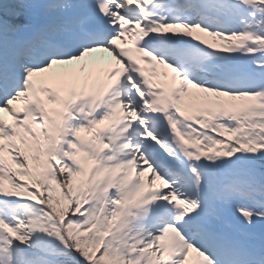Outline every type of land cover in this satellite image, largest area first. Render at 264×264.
Here are the masks:
<instances>
[{"label":"snow or ice","instance_id":"1","mask_svg":"<svg viewBox=\"0 0 264 264\" xmlns=\"http://www.w3.org/2000/svg\"><path fill=\"white\" fill-rule=\"evenodd\" d=\"M190 253L264 264V0H0V264Z\"/></svg>","mask_w":264,"mask_h":264},{"label":"bare ground","instance_id":"2","mask_svg":"<svg viewBox=\"0 0 264 264\" xmlns=\"http://www.w3.org/2000/svg\"><path fill=\"white\" fill-rule=\"evenodd\" d=\"M192 35L199 36V37H201V38H206V39H208L209 42H211L212 44H213L216 40H219V39H214V38H212V37H208L205 33H201V32H199L198 30L193 31ZM220 41H221V40H220ZM223 42H225V41H223ZM100 53H101V54H100L99 56L91 57L90 59H87L86 62H83V63H80V61L77 62V64H79V66H75V65H73V66H71V67H80V66L87 67V65H88L89 63H91V62H95L98 66H99V64H104V67H105V68H107V67H109V66L119 67V66L115 65L114 61H112V62L109 63V64L106 63V62H107L106 60L108 59V54H107V53H103V52H100ZM66 67H68V66L54 65L52 71H57V72H59V71H63V70H65ZM160 69H162V70H164L165 72H167V74H168L169 77H170L171 73H170V70H169V69L164 68V67H162V66H160ZM160 71H161V70H160ZM157 74H159V72H157ZM156 81H157V79L155 78L154 82H156ZM165 82H167V81L160 80L159 82H157V84H161V83H165ZM190 88H191V87H190ZM191 89H192V88H191ZM13 107H15V108H20V107H17L16 105H14ZM5 120L8 121L9 119H6V118H5ZM82 135H85V138H88V137L86 136V134H82ZM146 183H147V181H146ZM157 183H158V182H157ZM192 254H193V253H192Z\"/></svg>","mask_w":264,"mask_h":264},{"label":"rangeland","instance_id":"3","mask_svg":"<svg viewBox=\"0 0 264 264\" xmlns=\"http://www.w3.org/2000/svg\"><path fill=\"white\" fill-rule=\"evenodd\" d=\"M201 38V37H200ZM201 39H204L207 43H211V42H209V40L208 39H206V38H201ZM227 41H225V42H223V41H220V40H216L214 43H213V46L215 47V48H222V47H225V46H227ZM231 43H236V42H231ZM212 44V43H211ZM90 56L88 55L87 57H85V60L84 61H86V59L87 58H89ZM162 73H167V72H165L164 70L162 71ZM160 74H159V78H160ZM160 81V80H159ZM189 92H190V94H192L193 96H200V95H207V94H204V93H199L196 89H191L190 87H189ZM5 117H7L9 120H10V118L7 116V114H5ZM189 264H199V260H198V258H197V256H196V254L195 253H190L189 254Z\"/></svg>","mask_w":264,"mask_h":264}]
</instances>
